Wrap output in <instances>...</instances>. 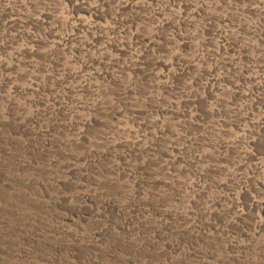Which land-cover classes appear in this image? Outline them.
I'll return each instance as SVG.
<instances>
[{"label": "rangeland", "instance_id": "1", "mask_svg": "<svg viewBox=\"0 0 264 264\" xmlns=\"http://www.w3.org/2000/svg\"><path fill=\"white\" fill-rule=\"evenodd\" d=\"M0 264H264V0H0Z\"/></svg>", "mask_w": 264, "mask_h": 264}]
</instances>
